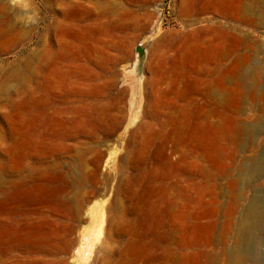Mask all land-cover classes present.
<instances>
[{
    "label": "rangeland",
    "instance_id": "obj_1",
    "mask_svg": "<svg viewBox=\"0 0 264 264\" xmlns=\"http://www.w3.org/2000/svg\"><path fill=\"white\" fill-rule=\"evenodd\" d=\"M0 264H264V0H0Z\"/></svg>",
    "mask_w": 264,
    "mask_h": 264
},
{
    "label": "bare ground",
    "instance_id": "obj_2",
    "mask_svg": "<svg viewBox=\"0 0 264 264\" xmlns=\"http://www.w3.org/2000/svg\"><path fill=\"white\" fill-rule=\"evenodd\" d=\"M144 54L142 52L138 53V61L135 63L132 73H128V80L132 85V106L137 108L141 102V83H142V75L139 71V60L143 59ZM256 165V164H255ZM256 167V166H255ZM257 169V167H256ZM247 217L243 221L242 225V234L250 241V245L252 246L254 241V232L255 228H257V222L259 218V214L257 208L254 203H251L250 208L247 213ZM251 248V247H250Z\"/></svg>",
    "mask_w": 264,
    "mask_h": 264
},
{
    "label": "water",
    "instance_id": "obj_3",
    "mask_svg": "<svg viewBox=\"0 0 264 264\" xmlns=\"http://www.w3.org/2000/svg\"><path fill=\"white\" fill-rule=\"evenodd\" d=\"M139 52H142L144 54L143 59L139 60V71H141V67H142V64L144 62L145 55H146V49L141 47V46H138L137 47V53H139Z\"/></svg>",
    "mask_w": 264,
    "mask_h": 264
}]
</instances>
